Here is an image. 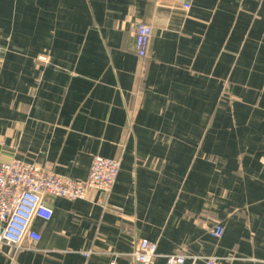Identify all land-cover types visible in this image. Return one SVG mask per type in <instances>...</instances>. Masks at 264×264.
Here are the masks:
<instances>
[{
    "label": "crops",
    "instance_id": "1",
    "mask_svg": "<svg viewBox=\"0 0 264 264\" xmlns=\"http://www.w3.org/2000/svg\"><path fill=\"white\" fill-rule=\"evenodd\" d=\"M188 2L0 0V161L70 180L121 163L108 194L48 198L39 242L0 264H134L140 239L154 264H264V0Z\"/></svg>",
    "mask_w": 264,
    "mask_h": 264
},
{
    "label": "built area",
    "instance_id": "2",
    "mask_svg": "<svg viewBox=\"0 0 264 264\" xmlns=\"http://www.w3.org/2000/svg\"><path fill=\"white\" fill-rule=\"evenodd\" d=\"M163 1L178 4L185 12L190 9L188 0ZM132 30L135 54L143 60L147 56L151 28L136 22ZM120 164L118 159L95 157L85 180H70L14 158L0 161V246L9 247L17 253L24 249L25 244L39 242L40 236L34 231L33 224L36 220L48 222L52 218L48 198L74 202L86 200L89 191L108 194L116 182ZM209 234L214 239H220L223 228L215 224ZM107 255L112 259L118 256L110 253ZM157 256L156 243L146 239L138 240L132 252L126 255L134 264H154ZM185 260L184 255L176 254L166 257L165 264H185ZM109 264L116 263L113 260ZM204 264L230 262L209 257Z\"/></svg>",
    "mask_w": 264,
    "mask_h": 264
}]
</instances>
